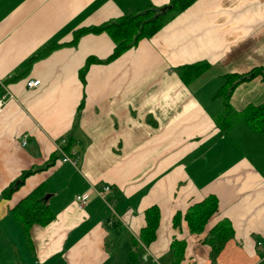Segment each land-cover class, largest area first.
I'll return each instance as SVG.
<instances>
[{
    "label": "crops",
    "instance_id": "crops-1",
    "mask_svg": "<svg viewBox=\"0 0 264 264\" xmlns=\"http://www.w3.org/2000/svg\"><path fill=\"white\" fill-rule=\"evenodd\" d=\"M168 2L0 0V264H171L174 256V264H264L255 248L264 243V132L215 122L222 76L264 68V0H195L110 60L107 34L73 41L80 27ZM195 62L208 68L183 83L177 68ZM29 80L39 85L28 88ZM263 101L260 76L228 98L237 112ZM63 153L74 163L62 162ZM40 183L54 216L25 239L9 209ZM76 195L86 196L82 208ZM208 195L216 212L188 233L180 217ZM150 206L159 223L144 244ZM223 222L231 233L212 255L207 238Z\"/></svg>",
    "mask_w": 264,
    "mask_h": 264
},
{
    "label": "trees",
    "instance_id": "trees-1",
    "mask_svg": "<svg viewBox=\"0 0 264 264\" xmlns=\"http://www.w3.org/2000/svg\"><path fill=\"white\" fill-rule=\"evenodd\" d=\"M193 1L195 0H169L164 10L160 12L146 9L134 14L123 15L99 25L80 27L74 30L73 41L85 33L96 34L103 32L107 34L114 43V48L107 58V60H110L134 45L138 40L152 36L169 18L187 8ZM53 45L51 44L49 47ZM90 61L92 59L88 58L85 61V65L79 71L81 81H83L86 66ZM207 68L208 64L206 62H195L179 66L177 72L180 80L183 83H187ZM255 76H260L264 83V68L253 67L245 73H227L222 76L224 81L215 93L216 96H221L223 99V111L215 119L220 130H227L234 121H243L250 129L264 132V101L259 104H248L239 112L233 110L228 103V98L233 89L239 83ZM63 148L67 149V145ZM31 173L33 171H23L17 181L7 186L3 191V195L8 197L13 188L21 184L23 179ZM216 210V198L213 195H208L197 202L189 204L180 219L182 223L184 222L188 233H198ZM9 214L21 225L25 239L31 225L37 224L43 226L49 223L54 215L46 202V192L43 183L37 184L31 191L13 204L9 209ZM173 218H179V215H174ZM144 222V226L139 232V240L147 244L153 239L154 231L159 223V210L156 206H150L144 211ZM230 233L231 227L228 222L219 223L217 226L211 228L207 244L211 248L212 255L218 252ZM175 238L172 239L170 247L172 251H175V254H178L183 248V242L178 237ZM178 258L174 256L173 260L177 262ZM174 261H171V264H174ZM9 264L20 263L12 262Z\"/></svg>",
    "mask_w": 264,
    "mask_h": 264
},
{
    "label": "built area",
    "instance_id": "built-area-1",
    "mask_svg": "<svg viewBox=\"0 0 264 264\" xmlns=\"http://www.w3.org/2000/svg\"><path fill=\"white\" fill-rule=\"evenodd\" d=\"M25 84L28 88L35 87V86L39 85V80H29V81H26ZM5 97L6 96H4L3 94L0 95V111L4 106ZM7 97H11V96L8 94ZM21 143L24 144L25 141L22 140ZM61 153H62V151H61ZM61 161L62 162L67 161L70 163H74V161L69 156H67V154H64V153L62 154ZM109 191H110V187L108 185L102 187L103 193H107ZM99 195H100V193H99ZM74 202H75V205L77 208H82L86 202V196L85 195H76L74 197ZM255 248L258 249L262 254H264V243L256 241L255 242Z\"/></svg>",
    "mask_w": 264,
    "mask_h": 264
},
{
    "label": "water",
    "instance_id": "water-1",
    "mask_svg": "<svg viewBox=\"0 0 264 264\" xmlns=\"http://www.w3.org/2000/svg\"><path fill=\"white\" fill-rule=\"evenodd\" d=\"M164 8H165V7H162V8H161L159 11H157V12H160V11L164 10Z\"/></svg>",
    "mask_w": 264,
    "mask_h": 264
},
{
    "label": "rangeland",
    "instance_id": "rangeland-1",
    "mask_svg": "<svg viewBox=\"0 0 264 264\" xmlns=\"http://www.w3.org/2000/svg\"><path fill=\"white\" fill-rule=\"evenodd\" d=\"M1 253H2V251H1ZM1 253H0V256H1Z\"/></svg>",
    "mask_w": 264,
    "mask_h": 264
}]
</instances>
